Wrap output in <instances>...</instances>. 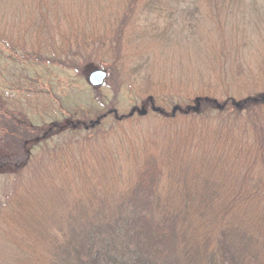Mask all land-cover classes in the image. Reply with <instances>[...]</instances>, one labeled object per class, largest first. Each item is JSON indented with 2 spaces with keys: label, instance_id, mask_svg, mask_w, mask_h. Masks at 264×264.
I'll use <instances>...</instances> for the list:
<instances>
[{
  "label": "trees",
  "instance_id": "1",
  "mask_svg": "<svg viewBox=\"0 0 264 264\" xmlns=\"http://www.w3.org/2000/svg\"><path fill=\"white\" fill-rule=\"evenodd\" d=\"M15 7L26 12L12 25L0 14V48L70 71L104 64L155 109L157 123L151 130L140 125L147 115L126 116L110 129L115 145L92 149L81 139L56 150L83 126L94 131L97 124L82 120L86 111L49 94V102L36 103L38 94L25 105L16 96L0 103L7 112L0 179L15 177L0 203V264L9 257L14 264H264V0H16ZM150 41L180 60L184 49L189 67L155 75ZM196 101L197 113L179 105L172 114L174 104ZM45 104L39 111L55 124L39 137L33 110ZM56 105L66 111L57 115ZM58 174L69 193L64 206Z\"/></svg>",
  "mask_w": 264,
  "mask_h": 264
},
{
  "label": "rangeland",
  "instance_id": "2",
  "mask_svg": "<svg viewBox=\"0 0 264 264\" xmlns=\"http://www.w3.org/2000/svg\"><path fill=\"white\" fill-rule=\"evenodd\" d=\"M15 3L16 0H0V14L2 15L5 12L8 14V16H2L5 20H10V23H8V25H12L15 19V15L22 16L26 12V9H16ZM63 9L64 8L61 9V12L64 11ZM77 10L83 12V10L80 8ZM65 14L67 16H70L72 14L71 9L65 7ZM81 18L85 21H93V19L87 12H83L81 14ZM24 26L25 25L23 24V27ZM21 33H25L23 28L21 30ZM155 43H152V41H150L149 46H152ZM155 47L156 45L152 46L153 51L149 55L151 57L150 65L153 64L152 67L156 68L154 70L155 75L164 73L166 76L171 77H173L174 75L180 76V74H178L179 71L176 72L174 70V66L180 65L182 66V69L185 66L189 67L190 63L187 62L189 57H186L187 54L184 52V49H182V57L180 60L178 59V56L175 57L173 55L174 50L164 49L163 47H161L162 50H160L159 46L156 51H154ZM28 58H30V56L15 53L7 48H0V103L6 105V100L12 99V96H16L21 97V99L23 100L22 102L25 105L27 104L28 100L33 99V97L38 94H41L43 98L42 96L38 95L37 100H35L36 103L42 102L43 99L46 102H49L50 100H48L47 96H45L49 94L56 103L60 104V102H62V106H64L65 108L72 107L71 111L74 110L77 106L80 107L81 109L86 111L85 116L87 117L82 118V120L97 124V127L95 129L93 126L91 127L94 130L92 132H88L90 127V125L88 124L82 127L83 129L87 128L85 131L77 130L76 133L67 136L69 138L66 137L65 139L57 142L55 145L56 150L60 148V150H64L65 146L67 147L68 145H70L69 147L73 148L74 143L76 141H80L81 139V141H84L85 139L91 140L89 142V148L92 149L94 147H96L95 149H97V146L100 145V143H102L103 145H108L109 143L115 145L117 136L113 137V134L110 133V129L114 125L113 122L116 119L128 116L133 109L140 110L141 108H144L146 110L147 116L142 122H140L141 126L146 128L150 127L151 130L153 129V127H155L157 121L154 117V113L152 112L154 108H151L150 111H148L145 106H142L143 103L141 102V100L128 92L127 88H125V86L121 84L120 80L117 79L115 73L111 74L109 69L107 70L106 66H103L104 64H97V62L95 61L94 63L89 62L80 64L79 70L75 68L74 70L70 71L61 69L57 65H49L47 63L32 65V61H30ZM95 69L103 70L107 73V77L103 86L99 88H92L87 81L89 73ZM183 72L184 75L185 73H188L186 70H183ZM165 78L168 79L167 77ZM96 93L98 96L95 95V97L97 96L95 100L94 94ZM2 101L5 102L3 103ZM179 105H183V107L185 106L186 110L192 108L193 106H196L191 102H186L185 104H174L172 109L174 108V106ZM46 106L49 105L45 104L44 106H39L33 110V112H35L34 122L36 124H40L36 127H38L39 129H43V132L39 137L44 134L48 126L55 124L54 119L48 117L49 115L46 116L43 111H39L42 109V107ZM55 109L57 115H60L62 111H66L64 108L60 110L59 105H56ZM6 113V107L0 106V119L2 116H6ZM134 115L139 116L137 113H135ZM101 117H103V119L100 121L99 118ZM60 121L61 119H57V123H60ZM44 122L46 123V125L41 126ZM137 130L138 129H134L133 131ZM164 132L165 131H160L161 134H163ZM147 140H154L153 131L149 132ZM40 166L42 165L39 164L38 166H36L34 163L32 165V168L35 171V169L41 168ZM61 178V174H58V176L54 178V182H56V184L55 186L53 185L54 189L57 191L60 188L58 193L61 191V199L59 205L63 204L62 195L63 199H66L64 204L69 198L66 184L63 187V191V183L60 187V182L62 181ZM19 179H26V174L19 176ZM14 180L15 177L11 175H7L5 179H0V203L3 202L4 196L7 193V191L5 190V186H9V184H11ZM50 180L51 179H49V181ZM45 193L47 194V188L45 189ZM0 233H2L1 229ZM1 250L3 251V247L1 248ZM2 262L4 264L5 262L7 264H14L15 259L13 257L4 258V260L2 259Z\"/></svg>",
  "mask_w": 264,
  "mask_h": 264
},
{
  "label": "water",
  "instance_id": "3",
  "mask_svg": "<svg viewBox=\"0 0 264 264\" xmlns=\"http://www.w3.org/2000/svg\"><path fill=\"white\" fill-rule=\"evenodd\" d=\"M106 77H107V73L105 71L95 69L89 73L87 77V81L92 88H99L103 86ZM199 107H200L199 102L196 101V106L192 108V110L194 112H197L199 110ZM189 110L190 109H188V111ZM177 111H180V109L178 107H174L172 110V114H175ZM135 113H137L139 116H145L146 110L144 108H141L140 110L133 109L128 116L132 117Z\"/></svg>",
  "mask_w": 264,
  "mask_h": 264
}]
</instances>
